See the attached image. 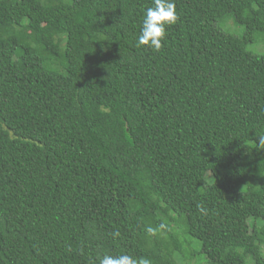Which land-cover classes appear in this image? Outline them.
I'll list each match as a JSON object with an SVG mask.
<instances>
[{
    "label": "trees",
    "instance_id": "obj_1",
    "mask_svg": "<svg viewBox=\"0 0 264 264\" xmlns=\"http://www.w3.org/2000/svg\"><path fill=\"white\" fill-rule=\"evenodd\" d=\"M174 3L0 0V264H264V0Z\"/></svg>",
    "mask_w": 264,
    "mask_h": 264
},
{
    "label": "clouds",
    "instance_id": "obj_2",
    "mask_svg": "<svg viewBox=\"0 0 264 264\" xmlns=\"http://www.w3.org/2000/svg\"><path fill=\"white\" fill-rule=\"evenodd\" d=\"M178 18L174 0H152V6L147 7L144 11L137 39L138 46H147L154 51H160L167 26L175 24ZM259 140V145L264 144V136H260ZM199 211L204 213L205 209L200 207ZM99 264H147V261L137 260L127 254L116 256L109 254L104 255Z\"/></svg>",
    "mask_w": 264,
    "mask_h": 264
},
{
    "label": "rangeland",
    "instance_id": "obj_3",
    "mask_svg": "<svg viewBox=\"0 0 264 264\" xmlns=\"http://www.w3.org/2000/svg\"><path fill=\"white\" fill-rule=\"evenodd\" d=\"M218 25H220L223 29L229 31V32H236L237 34H241L242 31H243V28H239V27H236V28H228L226 25H225V21L224 22H219ZM238 29V30H237ZM247 48L248 50H250L251 52L253 53H262L264 52V36L263 35H256L255 39L253 40V42L249 43L247 45ZM262 250H263V253H264V243L262 244ZM180 258H178L179 260ZM180 263H183V264H197V261L196 260H191L189 262H182V260H179V264Z\"/></svg>",
    "mask_w": 264,
    "mask_h": 264
}]
</instances>
